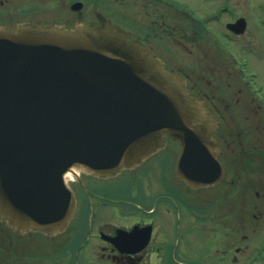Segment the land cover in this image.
<instances>
[{
	"label": "flooded vegetation",
	"instance_id": "af4514ba",
	"mask_svg": "<svg viewBox=\"0 0 264 264\" xmlns=\"http://www.w3.org/2000/svg\"><path fill=\"white\" fill-rule=\"evenodd\" d=\"M67 0H0V24L66 23ZM75 1V0H74ZM217 121L223 171L190 186L174 147L109 177L81 173L53 237L0 222V264H264V0H106Z\"/></svg>",
	"mask_w": 264,
	"mask_h": 264
},
{
	"label": "water",
	"instance_id": "95a60500",
	"mask_svg": "<svg viewBox=\"0 0 264 264\" xmlns=\"http://www.w3.org/2000/svg\"><path fill=\"white\" fill-rule=\"evenodd\" d=\"M203 105L109 19L0 25V221L62 232L76 207L69 172L114 174L169 138L181 146L180 175L212 181L223 168Z\"/></svg>",
	"mask_w": 264,
	"mask_h": 264
},
{
	"label": "rangeland",
	"instance_id": "374dc122",
	"mask_svg": "<svg viewBox=\"0 0 264 264\" xmlns=\"http://www.w3.org/2000/svg\"><path fill=\"white\" fill-rule=\"evenodd\" d=\"M86 1L89 4V6H93L94 2H96V3L98 2V0H86ZM99 1H101L103 3L106 2V0H99ZM84 15H85L86 18L90 17V14H88L86 11H84ZM110 16L115 21H117L119 24L123 25L124 27L133 28L132 21L127 16H125L121 11H118V12H115V13H111ZM262 62H263L262 66H261L260 62H258V63H259V66L261 67V69H262V71L264 73V60ZM257 81L264 85V74L259 79H257ZM169 147H172V148L174 147L173 151L178 152V148H177L176 144L171 143ZM86 260H87V257L85 256V254L82 253L78 257V263L77 264H85Z\"/></svg>",
	"mask_w": 264,
	"mask_h": 264
}]
</instances>
